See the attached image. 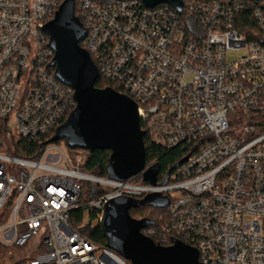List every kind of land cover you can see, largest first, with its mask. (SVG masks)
<instances>
[{
    "label": "built area",
    "instance_id": "built-area-1",
    "mask_svg": "<svg viewBox=\"0 0 264 264\" xmlns=\"http://www.w3.org/2000/svg\"><path fill=\"white\" fill-rule=\"evenodd\" d=\"M64 1L0 0V247L22 250L18 264H130L83 237L70 214L99 220L110 200L157 194L166 213L140 231L155 245L181 242L198 264H264V0H182L181 12L73 0L99 78L136 104L151 144L185 160L154 186L134 182L143 172L124 182L85 175L56 144L37 161L13 156L76 107L42 31Z\"/></svg>",
    "mask_w": 264,
    "mask_h": 264
},
{
    "label": "water",
    "instance_id": "water-1",
    "mask_svg": "<svg viewBox=\"0 0 264 264\" xmlns=\"http://www.w3.org/2000/svg\"><path fill=\"white\" fill-rule=\"evenodd\" d=\"M140 1L146 8L167 4L181 12L183 7L182 0ZM42 31L54 53L49 66L54 69L57 80L73 90L76 103L75 109L56 128L47 144L63 141L69 150L109 151L105 168L109 180L124 182L143 172L142 181L156 185L160 167L156 164L145 170L144 132L140 127L136 104L109 87H95L99 74L87 52L79 46L86 31L74 15L73 0H65ZM184 161L169 169L163 184ZM167 205V198L157 194L148 195L142 200H110L98 220L105 247L130 264H198V253L194 248L178 241H174L170 247L155 245L140 233L153 222L149 219L135 220L129 215V211L138 208L157 210Z\"/></svg>",
    "mask_w": 264,
    "mask_h": 264
},
{
    "label": "trees",
    "instance_id": "trees-1",
    "mask_svg": "<svg viewBox=\"0 0 264 264\" xmlns=\"http://www.w3.org/2000/svg\"><path fill=\"white\" fill-rule=\"evenodd\" d=\"M95 87L97 89H105L107 87L111 88L115 92H120V89L111 83L107 82L102 77L98 79ZM264 101V100H263ZM263 112H264V107ZM74 109H72L73 111ZM70 114V113H69ZM68 114V115H69ZM67 115V117H68ZM66 117V118H67ZM264 119V114L262 116ZM64 123V122H63ZM141 129L144 130L142 124H140ZM55 130L50 131L46 137L37 142L32 143L26 140H20L18 142V149L14 152L13 156L20 159L37 161L46 146V143L54 136ZM143 142L145 146V159H146V167H150L152 165L158 164L161 172L158 174V180H162L165 178L166 173L171 169L174 165L181 161L182 155L179 150H168L165 148H161L157 145L151 144L146 135L143 137ZM69 151V159L79 165V170L81 173L89 176H93L96 178L104 179L106 178L105 168L108 164V159L110 156L109 151L105 150H96L93 152L83 151V150H68ZM82 156V157H81ZM78 157L80 161H78ZM134 182L137 184H141L142 180L134 179ZM90 184H86L81 193L80 204L84 205L89 201L92 196L93 189ZM95 195V194H94ZM158 211H151L146 208H138L135 210L129 211V215L132 219L141 220V219H149L151 221H155L157 218L155 217V213ZM88 215L90 219H97L96 213L90 212L88 214H84L81 209L74 211L70 214V225L77 230L83 237H86L90 242L96 245L105 246V239L102 234L101 228L99 224L95 225L91 228L90 224L85 226L82 225L83 217Z\"/></svg>",
    "mask_w": 264,
    "mask_h": 264
},
{
    "label": "rangeland",
    "instance_id": "rangeland-1",
    "mask_svg": "<svg viewBox=\"0 0 264 264\" xmlns=\"http://www.w3.org/2000/svg\"><path fill=\"white\" fill-rule=\"evenodd\" d=\"M238 56H239L238 53H231L227 56V60L228 61H234L235 59L238 58ZM15 140H17L16 137H15ZM56 145L60 149H62L66 153V155L69 157V151H68L69 149L66 147V145L63 141L56 143ZM80 158L78 157V161H80ZM145 208L150 209L151 211H154V210L158 211L157 213H155V217L157 219L163 217L166 213V211H164V210H156V209L149 208V207H145ZM87 224H90L91 228H93L95 225L98 224V219H90V217L88 215H85L83 217V221H82L81 226L83 227ZM21 253H22V250H20V249H9L8 247H0V264H18L17 261H18V259L21 258L18 256H20Z\"/></svg>",
    "mask_w": 264,
    "mask_h": 264
},
{
    "label": "flooded vegetation",
    "instance_id": "flooded-vegetation-1",
    "mask_svg": "<svg viewBox=\"0 0 264 264\" xmlns=\"http://www.w3.org/2000/svg\"><path fill=\"white\" fill-rule=\"evenodd\" d=\"M160 172H161V169H160ZM160 172H159V173H160Z\"/></svg>",
    "mask_w": 264,
    "mask_h": 264
}]
</instances>
